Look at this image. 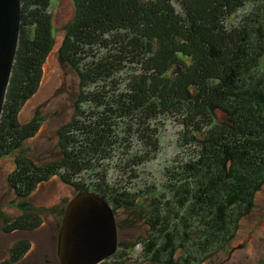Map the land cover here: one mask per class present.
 Masks as SVG:
<instances>
[{"label": "trees", "instance_id": "16d2710c", "mask_svg": "<svg viewBox=\"0 0 264 264\" xmlns=\"http://www.w3.org/2000/svg\"><path fill=\"white\" fill-rule=\"evenodd\" d=\"M72 1L75 13L59 58L76 75L74 115L58 130V159L39 165L15 158L14 173L30 181L27 195L19 192L27 179L9 177V186L27 197L59 176L77 193L104 196L119 229L113 264H124L140 243L141 256L152 264H198L206 252L224 249V235L236 237L264 187V0H182V14L172 0ZM253 1L258 5L248 19L232 24ZM50 3L23 0L20 45L0 122V157L19 150L43 120L36 116L20 125L18 114L37 92L53 43ZM163 121L182 127L180 152L164 168L163 180L152 181V200H146L133 171L160 153ZM119 175H125L124 186ZM21 208L33 214L28 203ZM132 208L152 210L147 240L126 242L133 222L125 221L123 211ZM170 208L191 211V218L178 213L181 225L166 215ZM172 216L177 220L170 230ZM24 222L5 221V232L31 229ZM22 246L23 254L29 250L23 241L13 251Z\"/></svg>", "mask_w": 264, "mask_h": 264}, {"label": "rangeland", "instance_id": "374dc122", "mask_svg": "<svg viewBox=\"0 0 264 264\" xmlns=\"http://www.w3.org/2000/svg\"><path fill=\"white\" fill-rule=\"evenodd\" d=\"M175 8L183 13L182 0H172ZM259 3L262 1L259 0ZM258 5L257 2H249L238 11L232 18L231 23L240 25V20L248 19L251 9ZM49 12L51 15V27L53 29V43L46 53L41 65L39 87L34 96L26 102L19 114L20 125L31 123L34 117L43 120L34 137L26 140L21 148L16 152L0 157V264H60L58 260V243L63 215L72 198L77 191L61 181L59 176L51 178L48 182L37 187L38 189L31 196L18 197L9 186V177L14 181L26 183L21 185L20 193L27 195V188L30 181L24 173H14L18 166L15 165V158L20 156L22 163L31 162L30 158L39 165L53 162L59 158L58 130L67 124L74 115L75 95L78 90L76 75L69 67H64L60 62L59 51L66 34V26L73 18L75 6L72 0H51ZM222 56L217 58L220 61ZM264 65V64H263ZM14 94L13 87H10ZM9 92V95H11ZM219 116L225 119V115L219 112ZM161 151L154 160L133 171L134 176L138 175L142 190L145 192L146 200H152L147 190L152 186V181H161L164 176V168L169 166L180 150L177 142L182 135V127L172 122H162ZM22 149V150H21ZM29 150V151H28ZM29 158L25 159L23 156ZM27 161V162H26ZM19 166L18 172H20ZM123 177V178H121ZM125 175H119L118 182L124 184ZM146 185V186H145ZM160 190V189H159ZM172 196V195H171ZM167 199L171 198L166 197ZM31 206L34 214H27L23 208L25 204ZM171 200V206H174ZM167 206V203H165ZM166 211V215L173 214L182 220L181 217H189L181 210ZM136 211V212H134ZM24 214H26L24 216ZM152 210L143 208V213L132 208L123 211V218L127 223L133 222L126 230V242L134 243L139 237L148 239L152 232L149 225V216ZM171 216V215H170ZM171 217V229L175 228L177 219ZM28 219L24 226L31 229L15 230L5 232L4 222L16 221L17 219ZM173 218V219H172ZM180 219V220H179ZM4 227V229H3ZM179 230L181 227L176 226ZM124 233L120 232L122 239ZM222 245V250L215 254L214 250L206 252V258L198 264H264V187L257 194L255 208L251 214L245 216L240 223L236 237H228ZM180 240L182 235L179 236ZM120 239V240H121ZM27 244L29 250L23 254L25 246L13 251L17 244L23 242ZM143 244H137L134 251L129 252L130 257H126L124 264H152L149 257L142 255ZM213 251V252H212ZM119 251H117L118 253ZM116 253V254H117ZM123 253V252H122ZM116 254L106 261H111Z\"/></svg>", "mask_w": 264, "mask_h": 264}, {"label": "water", "instance_id": "95a60500", "mask_svg": "<svg viewBox=\"0 0 264 264\" xmlns=\"http://www.w3.org/2000/svg\"><path fill=\"white\" fill-rule=\"evenodd\" d=\"M23 0H0V122L19 50ZM60 264H101L119 249V229L109 201L80 191L63 216L58 243Z\"/></svg>", "mask_w": 264, "mask_h": 264}, {"label": "flooded vegetation", "instance_id": "af4514ba", "mask_svg": "<svg viewBox=\"0 0 264 264\" xmlns=\"http://www.w3.org/2000/svg\"><path fill=\"white\" fill-rule=\"evenodd\" d=\"M23 206H24V205H23ZM27 206H28V205H27ZM27 206H26V207H27ZM24 210H25V209H24ZM63 216H64V215H63ZM62 220H63V219H62ZM11 221H13V220H11ZM61 224H62V223H61ZM19 231H20V230H19ZM57 246H58V245H57Z\"/></svg>", "mask_w": 264, "mask_h": 264}]
</instances>
